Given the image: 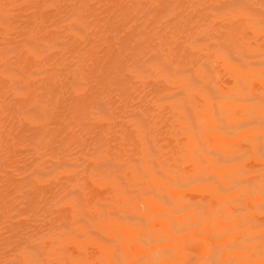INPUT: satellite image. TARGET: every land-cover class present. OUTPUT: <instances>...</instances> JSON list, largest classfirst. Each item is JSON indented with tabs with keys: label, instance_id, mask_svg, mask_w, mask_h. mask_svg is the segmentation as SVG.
I'll return each instance as SVG.
<instances>
[{
	"label": "bare ground",
	"instance_id": "6f19581e",
	"mask_svg": "<svg viewBox=\"0 0 264 264\" xmlns=\"http://www.w3.org/2000/svg\"><path fill=\"white\" fill-rule=\"evenodd\" d=\"M262 215L264 0H0V264H264Z\"/></svg>",
	"mask_w": 264,
	"mask_h": 264
},
{
	"label": "rangeland",
	"instance_id": "374dc122",
	"mask_svg": "<svg viewBox=\"0 0 264 264\" xmlns=\"http://www.w3.org/2000/svg\"><path fill=\"white\" fill-rule=\"evenodd\" d=\"M223 89L226 90V88H223ZM221 91H222V90H221ZM221 91L218 90V93H220ZM216 94H217V93H216ZM220 94H223V91H222V93H220ZM220 94H219V96H220ZM216 96H218V94H217ZM140 98H141V97H140ZM140 98L138 99V101H139V100L141 101ZM149 98H150V97H149ZM143 99H145V98H143ZM143 99H142V100H143ZM140 101H139V102H140ZM141 102H142V101H141ZM137 103H138V102H137ZM191 110H192V109H191ZM204 122H205V121H204ZM202 125H204V126H202ZM206 125L208 126V122H206L205 124H203V123L201 122L199 129L202 128V127L205 128ZM201 126H202V127H201ZM252 162H255V161L253 160V161H251V163H252ZM255 163H256V162H255ZM185 164H187V163H185ZM185 164H183V166H184ZM252 165H253V164H252ZM257 165H258V164H257ZM183 166H182V167H183ZM187 166H188V164H187L185 167H187ZM249 166H251L250 163H249ZM254 166H255V165H254ZM185 167H184V168H185ZM101 194H103V193H101ZM191 195H192V194H189V197L194 196V195H192V196H191ZM98 197H99V196H98ZM98 197H97V199H98ZM102 197H104V196H102ZM194 197H195V196H194ZM197 197H198V200H200V201H205V199L207 200L209 196H208L207 193H201V194H199ZM81 198H82V199H81L82 201L85 200L83 197H81ZM100 198H101V196H100ZM28 210H29V209H27V208H26V209H22V211H23V212H21L22 216H25L24 213L26 214V212H27ZM27 214H28V212H27ZM26 216H27V215H26ZM26 216H25V217H26ZM20 218H21V217H20ZM22 218H23V217H22ZM58 218H60V217H58ZM58 218H57V219H58ZM18 219H19V218H18ZM261 219L264 220V215L261 216ZM24 220H25V219H24ZM24 220H23V219L20 220L21 223H22V221H24ZM18 221H19V220H18ZM15 222H17V220H16ZM18 223H19V222H18ZM25 223H26V222H25ZM33 223H35V221L31 223V227L33 226L32 229H29V228H31V227L28 226V225H27V229H29V230H33V231H34L35 228H37L36 230H37L38 232H41V231L44 232L45 230L48 231L47 229L43 228V226H46V228H48V225H42L41 223L38 224L39 222L37 223V225H34ZM11 224H12V223H11ZM26 224H27V223H26ZM26 224H25V226H26ZM29 224H30V223H29ZM32 224H33V225H32ZM14 225H15V223H14ZM14 225H13V226H14ZM16 225H17V223H16ZM16 225H15V226H16ZM18 225L20 226L21 224H18ZM156 225H157V228H158V226H160V225H158V223H156ZM25 226H23V223H22V227H25ZM39 226H40V227H39ZM22 227H21V228H22ZM28 227H29V228H28ZM41 227H42V228H41ZM155 227H156V226H155ZM33 228H34V229H33ZM159 228H160V227H159ZM22 229H23V228H22ZM24 229L26 230V227H25ZM38 232H35V233H38ZM42 232H41V233H42ZM32 233H34V232H32ZM198 237H199V236H197V237H195V238L197 239ZM201 238L203 239V237H201ZM193 240H195V239L193 238ZM193 240H192V242L194 243ZM200 240H201V239H200ZM110 241H111V240H110ZM169 242H170V243H173V246H176V245H174V244H176V242H173V241H169ZM169 242H168V244H169ZM211 242H212V241H211ZM212 243H214V244H213L214 247L216 246V247H218V248H219L220 246L223 245V241H221V240H215V241H213ZM168 244L166 243L164 248H168V247H169V249L172 248V247L170 246V244H169V245H168ZM166 245H167V246H166ZM171 245H172V244H171ZM131 248H132V249H131ZM157 248H158V247H157ZM158 249L161 250V248H158ZM129 250H130V251L132 250V251H131V252H133L132 254L136 255V256H134V257H136L135 259L138 260V261H139V260H143L142 258H144V255H145V256H146V255L148 256V255L150 254V253L147 254V252H146V254H144V253L142 252V254L139 253V257H140V258H138V257H137L138 253H136V250L134 249L133 246L130 247ZM155 251H158V250H155ZM72 254L74 255V254H76V252H74V253H72ZM78 254H79V252L77 253V255H78ZM70 255H71V254H70ZM77 255H75V256H77ZM140 255H141V256H140ZM78 256H79V255H78ZM142 256H143V257H142ZM149 256H150V255H149ZM146 259H148V257H145V260H146ZM57 264H58V263H57Z\"/></svg>",
	"mask_w": 264,
	"mask_h": 264
}]
</instances>
